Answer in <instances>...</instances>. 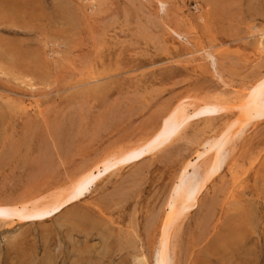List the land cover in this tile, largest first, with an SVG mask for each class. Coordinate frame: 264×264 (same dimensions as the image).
<instances>
[{"label": "rangeland", "instance_id": "374dc122", "mask_svg": "<svg viewBox=\"0 0 264 264\" xmlns=\"http://www.w3.org/2000/svg\"><path fill=\"white\" fill-rule=\"evenodd\" d=\"M263 78L264 0H0V205L68 187L181 102L223 106L48 219L0 221V264H154L184 165ZM234 140L175 264H264V121Z\"/></svg>", "mask_w": 264, "mask_h": 264}, {"label": "bare ground", "instance_id": "6f19581e", "mask_svg": "<svg viewBox=\"0 0 264 264\" xmlns=\"http://www.w3.org/2000/svg\"><path fill=\"white\" fill-rule=\"evenodd\" d=\"M239 104L240 116H238L241 119L229 122L222 133L201 144L196 153V161H189L184 165L171 190L154 264H175V253L172 248L173 232L191 212L199 207L205 189L226 168L232 152L230 145H233V140L240 138L250 125L264 121V78L242 97ZM226 106L227 110L232 109L229 105ZM222 109V104L208 102L200 106L179 103L167 114L161 122V127L157 128V132L152 137L148 136V140L143 139L137 145L110 154L96 166L81 170L68 187L65 186L66 188L54 191L48 196L33 195L34 198L28 197L27 201L20 204L0 205V221L23 223L48 219L69 205L84 200L104 174L135 164L144 157L159 152L189 121Z\"/></svg>", "mask_w": 264, "mask_h": 264}]
</instances>
